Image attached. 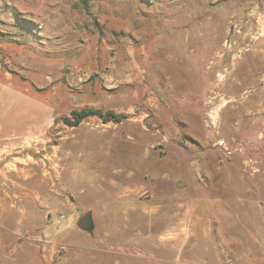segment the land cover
Returning <instances> with one entry per match:
<instances>
[{"label":"rangeland","instance_id":"1","mask_svg":"<svg viewBox=\"0 0 264 264\" xmlns=\"http://www.w3.org/2000/svg\"><path fill=\"white\" fill-rule=\"evenodd\" d=\"M1 136L0 264H166L167 155L218 139L263 173L215 249L182 221L185 264H264V0H0Z\"/></svg>","mask_w":264,"mask_h":264},{"label":"crops","instance_id":"2","mask_svg":"<svg viewBox=\"0 0 264 264\" xmlns=\"http://www.w3.org/2000/svg\"><path fill=\"white\" fill-rule=\"evenodd\" d=\"M18 116L19 114L16 116L17 119ZM1 140L2 136L0 137ZM200 146H195L189 155L185 153H178V156L174 153L167 155L168 161L165 164H168V170L164 174L166 176L165 181L171 188V195L169 205L162 207V214L171 219V225L166 228L169 230L165 232L169 235L164 236L162 246L170 250L172 254H170L166 264L186 263L182 252L185 245L183 236H181L184 232L183 220L188 223L195 222L194 225H190L194 226L193 228L190 227V231L194 230L195 233L201 235V241L205 243L202 246L203 249H215L217 246L215 235L222 237L228 232H233L235 217H242V213L239 211L238 214H235L234 196L227 197L225 191L228 188H233L236 178L239 180L243 177L250 179L258 175L262 176L263 173L256 172L261 171L259 167L261 160L256 158L255 153L251 156L248 155L244 161L240 162L226 157L219 148H207L204 144L202 147ZM241 164H247L248 167L243 168ZM236 169L237 171H235ZM242 171L246 173L243 174ZM238 182L240 183V181ZM252 193H254L253 188L248 185L244 193L245 196L240 195V199L256 201L254 197H251ZM245 208L255 210L256 204H246ZM140 211L135 210V213H142ZM155 215L154 209L145 210L146 217L153 219ZM245 218L248 221L247 225H249L250 215L247 214ZM148 233H150V240L146 243L144 254L146 259L147 256H153V230L149 228L148 231L147 226L146 238ZM113 249L114 256L118 255L117 251L120 247ZM204 261L199 264H218L217 257H214L213 260L211 257L209 261L204 259ZM116 263L115 261L114 264Z\"/></svg>","mask_w":264,"mask_h":264},{"label":"trees","instance_id":"3","mask_svg":"<svg viewBox=\"0 0 264 264\" xmlns=\"http://www.w3.org/2000/svg\"><path fill=\"white\" fill-rule=\"evenodd\" d=\"M103 113L100 110H92V109H84V110H72L70 112V119L69 118H64V121L67 123L68 126H77L82 120L88 118V117H93V116H98V117H103ZM105 116L113 119L116 122L121 121V119L124 117L123 115H115L112 112H107Z\"/></svg>","mask_w":264,"mask_h":264},{"label":"water","instance_id":"4","mask_svg":"<svg viewBox=\"0 0 264 264\" xmlns=\"http://www.w3.org/2000/svg\"><path fill=\"white\" fill-rule=\"evenodd\" d=\"M77 227L86 232H90L93 229V222L91 212L85 213L76 223Z\"/></svg>","mask_w":264,"mask_h":264},{"label":"built area","instance_id":"5","mask_svg":"<svg viewBox=\"0 0 264 264\" xmlns=\"http://www.w3.org/2000/svg\"><path fill=\"white\" fill-rule=\"evenodd\" d=\"M215 146L220 149V151L226 156L230 157L234 150L230 148L222 139H218Z\"/></svg>","mask_w":264,"mask_h":264}]
</instances>
